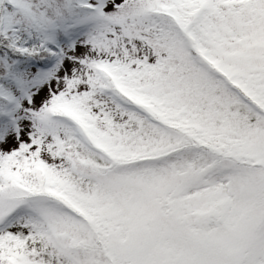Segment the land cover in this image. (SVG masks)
<instances>
[{"label": "snow or ice", "instance_id": "1", "mask_svg": "<svg viewBox=\"0 0 264 264\" xmlns=\"http://www.w3.org/2000/svg\"><path fill=\"white\" fill-rule=\"evenodd\" d=\"M0 264H264V0H0Z\"/></svg>", "mask_w": 264, "mask_h": 264}]
</instances>
